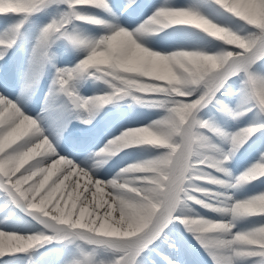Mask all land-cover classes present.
Returning a JSON list of instances; mask_svg holds the SVG:
<instances>
[{"label": "snow or ice", "instance_id": "6c2138e0", "mask_svg": "<svg viewBox=\"0 0 264 264\" xmlns=\"http://www.w3.org/2000/svg\"><path fill=\"white\" fill-rule=\"evenodd\" d=\"M61 2L65 6L64 11L58 19L51 20L41 29L37 46L46 49L51 42L64 39L77 49H83L85 55L72 69L57 70L54 81L56 89L69 98L78 99L72 90V81L86 76L103 82L108 91L99 97L79 100L81 108H97L103 102L132 95L137 102H150L164 113L150 124L136 128L151 133L155 137L153 142L140 140L127 144L116 138L95 154L93 160L99 163L105 155L110 157L122 148L133 145L153 146L162 151L125 167L111 180H98L91 168L86 170L85 166L61 156L55 149V139L45 134L36 118L21 111L17 102L0 95V141L4 144L0 148V191L11 204L27 211L53 233L32 235L39 242L24 250L0 251V264H8L7 254L24 253L42 242L69 235L113 249L115 259L112 264H138L140 254L173 223L182 224L193 234L212 264H256L254 258H264V223L243 232L232 231L236 220L256 215L241 214L237 210L264 204V193L242 202L225 197L223 208L212 207L211 202H204L193 195L207 194L195 186V181L220 184L221 181L214 179L213 174L229 175L225 163L257 131L255 127H247L228 136L213 128L207 120L200 119L199 113L210 103H215L219 111L233 118L253 108L264 115V74L254 68L264 59V0H255L251 5H241L235 0H190L180 7L165 3L140 24L141 27H148L163 19L168 21L164 28L173 25L192 26L227 46L234 45L231 50L221 49L214 54L203 51L161 54L149 50L142 43L154 42V47H174L178 38L168 33L151 37L147 35L150 32L138 34L139 29L129 32L137 40L142 36L145 39L132 47L124 39L125 28L119 23L92 17L82 11L93 7L114 20L115 15L108 0ZM54 3L56 0H0V16L33 14ZM6 7L12 10L8 11ZM247 7L256 10L257 18L246 15L244 9ZM203 8L213 9L217 14L227 12L254 30L243 36L236 34L206 18L201 11ZM73 22L91 23L104 29V32L97 37L84 38L68 31ZM20 26L18 24L15 27ZM215 33L224 34L226 39L219 38ZM13 42L12 33H9L7 39H0V48L10 47ZM161 51H166V48L161 47ZM97 54L105 55L107 62L93 63L92 58ZM134 54L144 57L145 63L130 64L129 60ZM152 61L167 64L169 75L166 79L160 78V73L152 70ZM233 77L240 80L238 92L245 105L242 111H233L216 99V94L222 88L230 87L229 81ZM141 93L159 96H139ZM210 132L226 136L230 142V148L221 152L219 159H214L202 150L212 147L207 142ZM125 135L127 132L120 136L121 139ZM45 137L47 142H44ZM213 151L219 150L213 147ZM261 175H264V152L229 187H236ZM81 179L84 180L83 184ZM192 203L211 211L228 213L231 219L213 222L189 218L198 217L189 208ZM66 204L72 206L73 218L69 224H60L54 219L53 209ZM81 210H86L85 216L79 221L80 226H77ZM257 214H264V210ZM103 221L118 224L119 234L108 235L99 231ZM16 236L11 232L0 231V239H13ZM72 264H93V261L90 254H85L82 260H75Z\"/></svg>", "mask_w": 264, "mask_h": 264}, {"label": "rangeland", "instance_id": "374dc122", "mask_svg": "<svg viewBox=\"0 0 264 264\" xmlns=\"http://www.w3.org/2000/svg\"><path fill=\"white\" fill-rule=\"evenodd\" d=\"M137 0H126L127 4H132ZM190 0H154L151 4L153 8L152 11L154 12L156 8L160 5L168 3L172 6H184L185 4L189 3ZM236 3L241 5H251L255 2V0H235ZM149 5V4H148ZM143 7L148 11L147 5H143ZM7 9L12 10L11 8L6 7ZM64 4L61 3V0H56V3L52 4L50 7L45 9V19L36 25L35 31L37 32L36 36V43L38 37L40 35L41 29L46 26L51 20L58 19L61 13L64 11ZM82 11L86 12L87 8L82 9ZM202 14L205 15L210 21L217 23L218 26H223L226 29L233 31L236 34L241 36L246 35L252 32L254 29L251 26H248L246 22L239 20L238 18L232 16L227 12H223L222 14H217L213 9L203 8L201 9ZM246 15L252 18H257L258 13L252 7H247L244 9ZM29 15L25 14H17V16L13 15L12 21L16 25H22L26 23L27 17ZM131 27V22L123 23V28L129 29ZM68 31L70 33H75L81 37L86 38L88 35L93 37H97L104 32V29L97 27L91 23H77L73 22L69 25ZM175 37L178 38V42L176 46H168L162 45L161 47L166 48V51H155L161 52V54H169L171 51H203L206 54H214L221 49L231 50L234 48V45L227 46L223 44V42L217 40L214 37H210L208 34L203 33L201 30L195 29L192 26H183L179 25V29L177 32L172 33ZM221 39H226V36L222 33H215ZM138 43H141L142 40H137ZM69 43L70 48H67L65 44ZM144 44V43H143ZM29 50L31 53V58L29 65H27V79L30 73L36 69L35 79L45 78L42 77L44 74L43 65L46 57L44 55L38 54L37 50H40L41 53L45 54L48 52L49 48L53 49H60L62 53V60H61V69H72L80 59H82L85 55L83 49H77L70 41L64 39H58L51 42L46 49L39 48L37 44L32 45ZM115 47V44L113 45ZM151 50V48L149 49ZM97 64H103L107 62V57L104 55V60L99 58L98 54L93 57ZM208 63H214V61H207ZM255 70L260 73L264 74V59L260 60L257 65L254 66ZM57 71L49 70L47 73L48 78H52L49 80V83L43 87L41 90L39 89V84H37L32 91L30 90L28 93V99L31 103H33L28 108L30 109V113L36 114L35 106L39 99H43L46 92L51 89V86L55 81ZM169 75V74H168ZM167 76L160 77L162 79H166ZM148 79V78H145ZM92 81L93 87L96 89H102V94H106L108 89L107 86L103 82H98L99 80L90 79L84 76V81L82 86L80 84L74 83L72 81V90L75 92L76 97L78 99L69 98V102L72 103L69 107V116H68V124L72 127L76 125L82 126L84 129H90L92 127L93 121H90L87 117L91 112L95 114L94 110L88 108L87 106L81 108L79 106V100L82 98H88L89 89L84 86L87 85L88 81ZM230 87L222 88L217 94L216 99L220 101V103L228 106L233 111H242L245 105L241 102L240 93L238 89L241 87L240 80L237 77L232 78L229 81ZM4 87V86H3ZM8 89L12 87H7ZM42 92H44L42 94ZM52 93L59 94L60 97L63 99L64 94L59 92L56 88H52ZM139 96L144 97H157L159 94L155 93H141ZM17 101V100H16ZM22 101H18L22 106L26 103ZM116 99L114 98L111 101L103 102L100 104L99 108H96V116L102 118H107V116L112 113L111 117H114L113 121H109L108 119L103 120L104 122H108L110 126L113 123L115 126H112L109 132L106 134L100 135L96 133L91 136L88 142L82 143H71L69 144V148L67 151L66 158L72 160L73 162L77 163L78 165L85 166L86 170L91 168L92 174L98 180H111L117 176L118 172L121 168L124 169L125 167L144 161L149 159L158 154V151L153 146H146V145H133L129 147H124L121 150L117 151L111 158L107 159L105 157L99 160V163L93 160L95 154L99 153V150L103 149L108 142L120 137L124 132L130 129H136L139 127L146 126L150 124L152 121L159 119L164 113L161 109L154 107L151 105L150 102H137V100L133 99L132 95L125 96V103L117 102L116 105L112 103L115 102ZM240 105V107H238ZM123 106H127V112L125 114L119 115V110L123 108ZM101 110H106L109 112L101 113ZM91 115V114H90ZM73 116V118H71ZM92 116V115H91ZM92 116V117H96ZM199 118L202 120H207L211 126L217 129L221 133H225L228 136L237 132V130L244 129L247 127H255L256 132L252 133L247 140L244 141L242 145L238 149L234 151L233 154H237L238 157L235 159H230L225 163L224 167L227 169L229 175L225 177V179L221 182L224 188L218 189L219 192H223L229 194L232 201L235 202H242L246 199L254 198L257 194L264 193V175L257 176L254 179H251L241 185L236 187H229V185L234 184L235 179L241 176L246 170L249 169L251 165H253L259 158L260 153L264 152V115L260 114L258 109L253 108L252 111L245 112L244 115H241L237 118H233L232 116L227 115L218 110V107L215 103H210L206 106L200 113ZM100 120V119H98ZM41 123V119L39 120ZM112 124V125H113ZM140 140L153 142L154 136H152L149 132L141 131L139 133ZM263 136V137H262ZM262 137L263 143L260 144L257 142V138ZM207 142L212 147H207L202 149L206 152L207 155L212 156L213 153L219 151H213V147L218 150H228L230 148V142L226 138V136L217 135L215 133H208L207 134ZM1 148V147H0ZM31 162V161H30ZM230 169V170H229ZM83 180V179H82ZM84 181V180H83ZM195 186L201 189H214L216 188L212 183H206L203 181H195ZM197 198H201L199 193H194ZM204 200H210L208 198H203ZM192 203L190 205H193ZM218 202L214 201L211 205H216ZM189 205V206H190ZM10 203H8L7 198H5L1 191H0V231L11 232L21 236H30V235H53V233L45 226H33L32 224H26L25 222H21L17 219V216H12L14 207H9ZM222 206H225V198L223 200ZM260 210H264V207L261 205H255L252 208H247V214H256L252 215L250 218V222L244 223L242 219L239 218L236 220L235 227L232 229L233 232H243L246 230L251 229L252 227L256 226L257 224L264 223V216L257 214ZM241 213L242 209L237 210ZM17 212V211H16ZM18 213V212H17ZM19 217V216H18ZM224 221L230 220L231 217L228 213H224L221 217ZM182 233L183 239H180V243H198L197 239L193 236L192 233L188 232L183 225L178 227ZM68 236L66 244L70 247L71 255H80L83 256L85 254H90L93 264H112L113 260L115 259V252L113 249L109 248L106 245H99L96 249H92V247H88L86 252L81 244L77 243L75 245L73 242L77 239L76 236ZM51 247L49 243L42 242L39 245L34 246L29 250H33L29 256V259L32 260L33 252L35 249H47ZM203 251H205L203 249ZM25 253V252H24ZM19 256H22L21 253H18ZM23 254V253H22ZM73 261V260H72ZM55 263H47V264H57ZM19 264H24V260L20 261Z\"/></svg>", "mask_w": 264, "mask_h": 264}, {"label": "clouds", "instance_id": "9594fccd", "mask_svg": "<svg viewBox=\"0 0 264 264\" xmlns=\"http://www.w3.org/2000/svg\"><path fill=\"white\" fill-rule=\"evenodd\" d=\"M167 23L168 21L162 19L158 22H154L148 27H141V25H138L132 31H136L137 29H139L138 34H143L145 32L151 33L157 30V28H160V29L164 28V26ZM124 32H125L124 39L127 40L128 44L132 47L138 46L137 37L131 35L129 30L125 29ZM92 62L96 63L94 58H92ZM126 132H127V135L123 136L122 139L121 137L117 138L121 143L133 144V143H137L140 141V136H139V133L141 132L140 130L130 129V130H127ZM44 142H47L46 137H45ZM113 147H118V145H113ZM60 159L62 160L63 157H60ZM261 206L264 207V204H262ZM53 212L55 213L54 219H56V221L60 224H69L73 218L72 217L73 208L71 205L66 204L63 207L58 206L56 209H53ZM86 223L87 221H85V224ZM38 242L39 241L32 235L30 236L17 235L16 238H13V239H8L5 237V238L0 239V251L4 249H13L16 251H20V250H24L26 248L32 247L34 244Z\"/></svg>", "mask_w": 264, "mask_h": 264}, {"label": "bare ground", "instance_id": "6f19581e", "mask_svg": "<svg viewBox=\"0 0 264 264\" xmlns=\"http://www.w3.org/2000/svg\"><path fill=\"white\" fill-rule=\"evenodd\" d=\"M148 18V16L147 17H145L143 20H142V22L144 21V20H146ZM143 37V36H142ZM142 37H140V39H142ZM98 56H99V58H101V59H105L104 58V55L103 54H98ZM129 63L130 64H132V65H139V64H143V63H145V58L144 57H142V56H140L139 54H134L133 55V57H131L130 58V60H129ZM151 66H152V70L154 71V72H158V73H160V77H164V76H167L168 74H169V72H168V66H167V64L166 63H161V62H157V61H152L151 62ZM1 95V94H0ZM93 97V95H90L89 96V98H92ZM10 100V99H9ZM58 127L57 128H51L50 129V134H51V137L52 138H54V137H56L57 135H59V132H58ZM154 140H155V137H154ZM4 146V144H3V141H0V147L2 148ZM223 174V173H222ZM53 179H55V177H53ZM49 183H51V181H49ZM84 183V181L81 179V184H83ZM207 194L206 195H204V196H206L207 198H208V196H209V198L210 199H213L212 197H210V196H214L215 194H214V192H211V191H205ZM89 198H91V194H89ZM205 202H209V201H205ZM219 202V201H218ZM64 205H61V207H63ZM212 206V205H211ZM213 207V206H212ZM218 208H221V206H219L218 205ZM201 211H205V212H207L206 211V209L204 210L203 208H201L200 209ZM242 210H245L244 208L242 209ZM85 211L86 210H81V213H80V216L78 217V222H77V226H80L79 225V221L80 220H83L84 219V216H85ZM207 213H209V212H207ZM197 218H202V219H207V220H211V221H213V222H224V220H220L219 218L218 219H213V218H208V217H205V216H201V215H199L198 214V217ZM168 229H171V227H169ZM99 231H103V232H105L106 234H108V235H117V234H119V227H118V224H112V223H108V222H106V221H103V222H101V224H100V228L98 229ZM166 230V229H165ZM165 230H164V232H165ZM164 241V239L163 240H161V242H163ZM197 246H195V247H193V246H188L187 248H186V250L185 251H194L195 250V248H196ZM182 251L181 250H176V251H174V253H175V255H180V253H181ZM255 260H256V264H259L261 261H262V258H254ZM185 260H187V259H185ZM196 260V263H198L197 262V259H193V260H189V261H184V263L183 264H193V262ZM210 262H211V264H212V261L211 260H209ZM138 264H141V260L140 259H138ZM244 264H247V262H244Z\"/></svg>", "mask_w": 264, "mask_h": 264}]
</instances>
